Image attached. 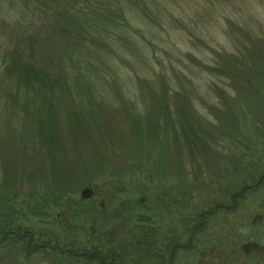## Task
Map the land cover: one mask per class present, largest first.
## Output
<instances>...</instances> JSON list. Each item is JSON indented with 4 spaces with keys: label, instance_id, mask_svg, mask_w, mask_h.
<instances>
[{
    "label": "rangeland",
    "instance_id": "1",
    "mask_svg": "<svg viewBox=\"0 0 264 264\" xmlns=\"http://www.w3.org/2000/svg\"><path fill=\"white\" fill-rule=\"evenodd\" d=\"M119 1L104 13L120 18L124 3ZM153 1L151 9L150 3L145 8L140 1V8L126 12L129 37L110 42L108 51L120 58L111 55L112 69L97 81L103 105L95 109L106 127L105 140L91 126L88 109L67 96L57 114L56 144L61 151L53 168L42 166V156L35 155L30 161L38 169L31 180L20 181L25 161H11L13 145L0 138V200L13 191L9 206L14 224L43 234L63 226L68 238L83 242L102 233L106 250L111 246L129 255L141 244V232L149 237L147 247L150 232L160 240L180 235L191 208L207 207L226 185L230 192H239L251 173L263 169L264 0ZM65 20V14L57 17L58 23ZM55 21L56 15L45 18L40 31L48 40L53 70L70 71L68 41L51 29ZM10 31L0 30V44ZM234 55L248 71L249 96L245 92L240 111H229L218 98L231 93L228 85L233 80L214 73L224 61L220 68L229 67ZM164 113L173 120L179 114L186 117V122L180 118L183 125H196L197 116L208 120L204 126L210 143L181 124L184 141L171 127L155 134L150 124L163 120ZM178 126L175 122L180 132ZM88 184L96 185L97 193L82 199ZM261 189L236 194L239 200L228 215L217 212L207 218L196 249L179 250L172 264H264ZM65 194L72 204L65 203ZM253 228L259 230L256 235ZM107 236L116 239L108 244ZM139 257L136 253L130 260ZM0 264L75 263L39 253L26 256L7 244L0 247Z\"/></svg>",
    "mask_w": 264,
    "mask_h": 264
},
{
    "label": "trees",
    "instance_id": "2",
    "mask_svg": "<svg viewBox=\"0 0 264 264\" xmlns=\"http://www.w3.org/2000/svg\"><path fill=\"white\" fill-rule=\"evenodd\" d=\"M140 1L145 8H148L150 3V9L154 2L153 0H122L124 6L120 8L121 16L115 18L105 14L104 10L109 9L112 3L120 2L119 0H67L70 5L63 3L62 0L14 2L0 0V30L3 34L4 28L11 30L10 35L7 34L6 41L0 44V125L4 126V129L0 130V138L2 141H10L13 145L14 154L11 161L15 159L25 161L19 176L20 181L24 178L31 180V176L38 169L30 161L35 155L42 156V166L49 164L53 168L56 165L54 159H57L61 151V146L56 144L57 114L65 106L66 96L88 109L92 117L91 126L105 140L106 127L100 122L98 112L95 110L96 107L103 105V96L97 81L107 78L108 71L113 67L112 56L120 58L118 53L108 51L112 47L110 42L129 37L127 33L129 23L125 25L128 22L125 14L133 10L134 6L140 8ZM142 11L148 15L143 9ZM63 14L66 15V20L58 23L57 17ZM54 15L56 21L51 25V29L60 36L66 37L68 41L66 55L70 63V71L62 69L56 73L53 70L48 40L40 31L48 22H44L45 18ZM40 25L41 27L37 28ZM100 47L107 51L100 52ZM96 63L99 67H96ZM228 63L230 68H220L221 65L226 64L224 61L214 73L218 72L220 76L233 80L232 83L229 81L231 84L228 85L231 93H220L218 98L224 102L229 111L233 108H239L240 111L245 92L246 96H249L246 81L247 66L242 65L240 58L235 55L230 57ZM163 116V120L150 124L154 133L164 132L171 127L172 133L177 132L184 141L185 130L183 131L180 124L186 122V117L179 114L176 116L177 120H173L170 113H164ZM218 117L219 115L216 118ZM180 118L182 123H179ZM197 120L196 125L189 123L183 127L187 132L191 130L206 141L210 137L206 136L208 131L204 123L207 124L209 121H203L200 116H197ZM187 121L191 122L190 119ZM175 122H178L180 132L176 131ZM209 125L217 127L216 123ZM218 135L220 134L215 135L216 139ZM172 137L175 138L176 135ZM207 143H210L209 140ZM3 170V183H7L5 163ZM249 177L251 179L243 184L239 192H230L229 186L226 185L224 186L226 191H222V194L207 207L191 208L184 219L185 224L180 235L160 240L150 232V264H172L179 250L189 252L196 249L197 237L200 229L205 228L207 218L215 216L217 212L228 215L239 200L235 195H240L242 191L250 193L259 188L264 190V167L259 172L254 171ZM219 189L221 190L222 187L219 186ZM66 194L65 203L72 204V198ZM14 196L13 191H9L5 199L0 200V247L10 244L16 249H21L26 256L38 253L58 256L59 260L63 259L75 264H148L149 262L145 256L147 253L145 243L149 237L145 232L138 235L141 244L137 245L136 253L140 257L134 262L130 258L136 256V253L124 255L111 246L106 250L101 241L102 233H97L92 239L83 242L77 237L68 238L66 232L62 231L63 226L58 232L51 230L43 234L14 224L10 217L9 206V200ZM262 196L264 197V194ZM262 208L264 212V205ZM258 231L257 228H253L251 233L256 235ZM183 236L185 241L181 242ZM113 238L116 239L115 236H107V243L111 244Z\"/></svg>",
    "mask_w": 264,
    "mask_h": 264
},
{
    "label": "water",
    "instance_id": "3",
    "mask_svg": "<svg viewBox=\"0 0 264 264\" xmlns=\"http://www.w3.org/2000/svg\"><path fill=\"white\" fill-rule=\"evenodd\" d=\"M92 194H93V189L90 188V187H86V188H84V189L81 191V193H80L82 199H87V198H89Z\"/></svg>",
    "mask_w": 264,
    "mask_h": 264
},
{
    "label": "flooded vegetation",
    "instance_id": "4",
    "mask_svg": "<svg viewBox=\"0 0 264 264\" xmlns=\"http://www.w3.org/2000/svg\"><path fill=\"white\" fill-rule=\"evenodd\" d=\"M145 247H147L146 245H145ZM150 247H147V250H146V252L148 251V249H149ZM146 255H148L149 256V262H148V264H150V254H149V252L148 253H146ZM148 256H147V258H148Z\"/></svg>",
    "mask_w": 264,
    "mask_h": 264
}]
</instances>
